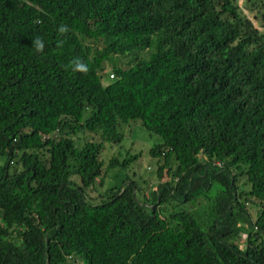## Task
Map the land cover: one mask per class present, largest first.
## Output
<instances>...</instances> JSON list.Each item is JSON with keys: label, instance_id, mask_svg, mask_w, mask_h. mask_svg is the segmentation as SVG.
<instances>
[{"label": "trees", "instance_id": "obj_1", "mask_svg": "<svg viewBox=\"0 0 264 264\" xmlns=\"http://www.w3.org/2000/svg\"><path fill=\"white\" fill-rule=\"evenodd\" d=\"M130 122L159 138L148 203L98 191ZM76 262L264 264V28L236 0H0V264Z\"/></svg>", "mask_w": 264, "mask_h": 264}, {"label": "rangeland", "instance_id": "obj_2", "mask_svg": "<svg viewBox=\"0 0 264 264\" xmlns=\"http://www.w3.org/2000/svg\"><path fill=\"white\" fill-rule=\"evenodd\" d=\"M238 6L240 7L242 13L248 17L253 23V25L259 30H263L264 23L262 21V14L264 13V6L262 4L263 0H254L255 6L251 5L252 11H250V5L247 4V0H236ZM101 44H98V48H101ZM122 63H125L124 59H120ZM112 73L110 64L106 65L104 72L102 73L101 82L104 86L111 83L108 78V75ZM89 115V110L84 111L83 120L86 119ZM124 138L120 144H109L105 143V150L102 154V159L107 165L108 160L112 157L118 159L119 161L130 160L127 162L125 167H120L113 169L109 172L107 179L105 180V185L103 188H98L100 193H104L106 190L111 187H119L123 182L132 181L136 184V198L139 202L148 203V197H150L151 192L155 189L156 184L159 182L156 171H157V160L151 157L149 150L159 142V138L149 134L144 130L139 122H130L127 126L122 128ZM96 138L93 134L90 133H81L77 137H74L75 143L77 146H81L86 140H91ZM167 180V179H165ZM240 184L243 185V180H240ZM218 187H212L210 193L205 195V198L201 200V206H197V203L189 204L184 207V210L187 212L196 211L201 216L202 220L207 222L208 220V211L212 205V201L215 197ZM97 193V190L96 192ZM94 193V194H95ZM206 198H209L207 200ZM168 208L170 206L168 205ZM194 209V210H193ZM249 211L252 215V218H255L256 209L253 207L249 208ZM244 237L242 234L238 236V244L242 247ZM78 264V262H76Z\"/></svg>", "mask_w": 264, "mask_h": 264}, {"label": "clouds", "instance_id": "obj_3", "mask_svg": "<svg viewBox=\"0 0 264 264\" xmlns=\"http://www.w3.org/2000/svg\"><path fill=\"white\" fill-rule=\"evenodd\" d=\"M67 30H68L67 26L65 25H61L60 28L58 29V31L62 34L67 32ZM33 45L37 52H42L44 50V43L42 42V40H40V38H36L33 41ZM71 64L73 65V71H78L83 73H86L88 71L87 66L79 58H76L74 61L71 62Z\"/></svg>", "mask_w": 264, "mask_h": 264}, {"label": "built area", "instance_id": "obj_4", "mask_svg": "<svg viewBox=\"0 0 264 264\" xmlns=\"http://www.w3.org/2000/svg\"><path fill=\"white\" fill-rule=\"evenodd\" d=\"M112 78H113V74H110V75H109V79H112Z\"/></svg>", "mask_w": 264, "mask_h": 264}]
</instances>
